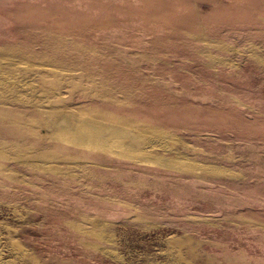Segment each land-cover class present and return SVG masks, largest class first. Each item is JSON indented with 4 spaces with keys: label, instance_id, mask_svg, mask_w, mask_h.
Returning <instances> with one entry per match:
<instances>
[{
    "label": "rangeland",
    "instance_id": "374dc122",
    "mask_svg": "<svg viewBox=\"0 0 264 264\" xmlns=\"http://www.w3.org/2000/svg\"><path fill=\"white\" fill-rule=\"evenodd\" d=\"M3 261L264 264V0H0Z\"/></svg>",
    "mask_w": 264,
    "mask_h": 264
},
{
    "label": "bare ground",
    "instance_id": "6f19581e",
    "mask_svg": "<svg viewBox=\"0 0 264 264\" xmlns=\"http://www.w3.org/2000/svg\"><path fill=\"white\" fill-rule=\"evenodd\" d=\"M137 140H140V143L142 144V150H145V142L144 141H142V139L141 138H139V137H135ZM140 146V145H139ZM20 247V246H19ZM21 250V249H20ZM23 253V252H22ZM0 264H10L9 262H0Z\"/></svg>",
    "mask_w": 264,
    "mask_h": 264
},
{
    "label": "water",
    "instance_id": "95a60500",
    "mask_svg": "<svg viewBox=\"0 0 264 264\" xmlns=\"http://www.w3.org/2000/svg\"><path fill=\"white\" fill-rule=\"evenodd\" d=\"M64 123V122H63Z\"/></svg>",
    "mask_w": 264,
    "mask_h": 264
}]
</instances>
